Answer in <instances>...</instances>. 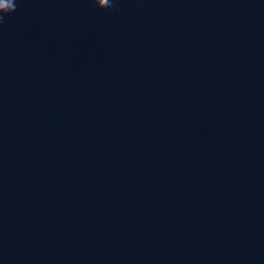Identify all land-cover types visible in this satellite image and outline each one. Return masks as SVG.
Returning <instances> with one entry per match:
<instances>
[{"label": "water", "instance_id": "obj_1", "mask_svg": "<svg viewBox=\"0 0 264 264\" xmlns=\"http://www.w3.org/2000/svg\"><path fill=\"white\" fill-rule=\"evenodd\" d=\"M0 264H264V0H16Z\"/></svg>", "mask_w": 264, "mask_h": 264}, {"label": "clouds", "instance_id": "obj_2", "mask_svg": "<svg viewBox=\"0 0 264 264\" xmlns=\"http://www.w3.org/2000/svg\"><path fill=\"white\" fill-rule=\"evenodd\" d=\"M92 2L98 9L101 10L109 9L112 7V0H106L104 6H101L98 0H92ZM0 5H2L0 6V20H2L5 15L11 14L16 11V0H6L5 3H2Z\"/></svg>", "mask_w": 264, "mask_h": 264}, {"label": "snow or ice", "instance_id": "obj_3", "mask_svg": "<svg viewBox=\"0 0 264 264\" xmlns=\"http://www.w3.org/2000/svg\"><path fill=\"white\" fill-rule=\"evenodd\" d=\"M0 6H2V5H0Z\"/></svg>", "mask_w": 264, "mask_h": 264}]
</instances>
